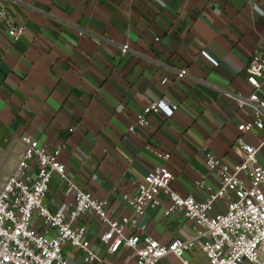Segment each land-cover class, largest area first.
Here are the masks:
<instances>
[{
    "label": "crops",
    "instance_id": "0c3cea01",
    "mask_svg": "<svg viewBox=\"0 0 264 264\" xmlns=\"http://www.w3.org/2000/svg\"><path fill=\"white\" fill-rule=\"evenodd\" d=\"M2 7L0 134L19 144L8 170L0 167V187L22 152L21 135L28 134L49 150L60 148L66 170L108 201L110 217L135 219L126 231L167 241L196 230L180 211L165 213V194L157 208L143 215L133 210L128 198L148 172L166 164L177 191L204 198L196 181L219 186L206 155L237 161L241 152L232 146L239 135L259 147L264 164V133L243 131L253 111L239 106L253 89L246 67L264 55V0H0ZM10 23L24 27L15 40ZM181 67L187 74L177 77ZM161 98L178 105L173 114L152 115L148 126L130 130L142 108ZM166 152L168 160L161 156ZM65 199L54 178L51 207H66ZM225 209L217 199L214 210ZM103 229L93 224L88 233L98 253L105 249ZM183 257L210 264L199 249ZM131 261V250L122 248L107 264ZM156 264L183 262L168 253Z\"/></svg>",
    "mask_w": 264,
    "mask_h": 264
},
{
    "label": "built area",
    "instance_id": "2783aa9c",
    "mask_svg": "<svg viewBox=\"0 0 264 264\" xmlns=\"http://www.w3.org/2000/svg\"><path fill=\"white\" fill-rule=\"evenodd\" d=\"M4 14L2 7L0 19ZM23 28L10 23L8 35L15 40ZM128 49L127 43L122 45L123 52ZM246 72L253 89L248 97L240 98L239 106L250 105L253 116L242 128L264 133V55H254ZM186 74V67L177 69V77ZM177 107L164 98L150 101L137 114L130 130L148 126L152 115L170 116ZM20 140L22 152L0 187V264H107V259L116 261L122 248L132 252V261L125 264H156L168 253L188 264L184 253L196 249L210 264H264V164L258 158L259 147L241 135L232 146L241 152L237 161L228 163L206 155L208 167L217 172L219 186L212 189L203 180L196 181L207 192L204 198L177 191L172 185L174 175L166 164L155 167L138 183L128 198L137 214L157 208L160 195L165 194L169 198L165 213L180 211L196 230L192 237L176 235L167 241L126 231V224L135 223V219L110 217L108 201L84 190L66 170L59 159L60 148L49 150L28 134L21 135ZM161 156L168 160L170 153ZM54 178L66 196V207L53 209L48 201ZM68 195L72 199L68 200ZM219 198L226 202L225 211L214 210ZM93 224L104 228L102 253L91 247L88 233ZM66 249L81 256L82 262L70 258Z\"/></svg>",
    "mask_w": 264,
    "mask_h": 264
},
{
    "label": "rangeland",
    "instance_id": "374dc122",
    "mask_svg": "<svg viewBox=\"0 0 264 264\" xmlns=\"http://www.w3.org/2000/svg\"><path fill=\"white\" fill-rule=\"evenodd\" d=\"M18 144L8 135L0 134V167H5L8 170L12 161L18 156Z\"/></svg>",
    "mask_w": 264,
    "mask_h": 264
}]
</instances>
